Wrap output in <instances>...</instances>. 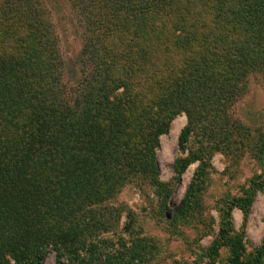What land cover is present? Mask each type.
Wrapping results in <instances>:
<instances>
[{
  "label": "rangeland",
  "instance_id": "rangeland-1",
  "mask_svg": "<svg viewBox=\"0 0 264 264\" xmlns=\"http://www.w3.org/2000/svg\"><path fill=\"white\" fill-rule=\"evenodd\" d=\"M40 1L46 8L42 18L50 28V35L45 37L34 33L37 17L18 13L11 0H0V55L12 59L8 66L0 68V92L7 89L15 94L4 92L8 93L5 100L19 95L18 104L26 114L35 109L42 111L50 103L61 106L63 95L74 102L75 93L89 85L90 71H96L100 60L97 47H105L104 32L91 27L98 26V15L84 11L73 0ZM258 1L234 0L238 25L234 41H239L237 37L243 42L252 41L256 29L245 25L251 24L250 14L251 21L260 18L255 10ZM183 3L182 29L201 20L207 23L211 18L199 0ZM227 35L221 40H228ZM89 39L93 40L92 48L86 51ZM194 43L195 46H186L189 58L196 55L198 42ZM145 52L143 60L148 65L142 64L143 70L133 67L131 72L130 82L135 88L142 83L147 87L156 80L160 60L166 55L163 48L154 45ZM51 57L50 63L57 69L55 75L60 74L53 86L47 84L48 65L44 67V61H51ZM170 57L173 58L171 54ZM126 69L121 72L125 74ZM246 82L245 88L228 85L227 90L187 83L194 97V113L189 116L180 111L170 119L167 129L158 136V145L140 158L142 163L132 161L136 170L130 179L123 168L107 164L108 177L122 183L111 195L102 196V186L90 179L95 159L83 161L82 173L74 166L68 167L69 161L57 165L56 160H63L68 152L60 140L50 135L28 138L16 147L6 144L7 148L0 149V157L28 164L35 177H42L38 185L45 190L37 198L36 218L30 223L20 221L24 231L13 238L33 248L38 264H228L230 241L239 236L242 262L248 264L264 244V70L253 72ZM22 85L38 88L34 97H25ZM177 86L183 91V82ZM211 91L218 92L215 97L220 99L207 98ZM106 94L105 90L94 94V131L88 145L97 148L107 143L110 149L105 150L112 155V151L120 152L119 132L126 135L130 129L133 135L136 124L150 115L116 106L113 93L109 101ZM2 101L0 123L7 116V111H2L6 108ZM153 117L162 120L160 114ZM125 153L121 154L123 160ZM67 159L75 161L73 155ZM61 174L66 177L57 179ZM0 178H4L1 165ZM253 185L247 214L236 203L227 202L245 195ZM223 209L229 211L228 224L222 221ZM215 244L218 254L214 259L211 250ZM8 248L0 252V258ZM20 256L6 253L0 264H33V260Z\"/></svg>",
  "mask_w": 264,
  "mask_h": 264
},
{
  "label": "trees",
  "instance_id": "trees-1",
  "mask_svg": "<svg viewBox=\"0 0 264 264\" xmlns=\"http://www.w3.org/2000/svg\"><path fill=\"white\" fill-rule=\"evenodd\" d=\"M73 1L84 11L98 15L96 20L99 27L92 26L90 23L88 25L103 31L105 35L102 39L105 47H97L100 51H98L100 60L96 71L94 73H92L93 70L90 71L87 78L90 80L89 85L81 93L79 90L75 93L74 102H70L63 95L61 106L57 104L54 106L50 103L42 111L35 109L30 114H26L24 108L18 104L19 95H16V99L5 100L4 95H8L10 91L3 88L4 90L0 92V99L3 100L1 105L6 107L2 111L3 113L7 111V116H5V122L0 123V149L7 148L6 144L16 147L26 142L28 138L37 137L40 134L50 135L53 139L60 140L68 152L63 160H56L57 165L69 161V164L65 165L74 166L76 170H79L78 173H82L85 165L83 161L95 159V171L89 176L90 179L94 178L99 186H102V196L117 192L122 185L120 181L113 179L112 176L109 178L105 173L107 164L123 168L126 173L125 177L130 179L131 173L136 170L132 161L142 163L140 158L144 153L147 154L153 146L158 145V136L167 129L170 119L180 111L187 112L189 116L194 113L196 109L192 105L194 97L191 96V89L187 83L198 88L205 87L202 86L203 84L211 88L218 86L223 90H227L228 85L245 88L249 75L264 70V0H259L255 8L260 18L251 21L253 14H250L248 21L251 24L245 25L246 28L256 29L258 32L254 31L252 41L244 42L240 37H237L238 42L233 40L238 35L234 0H199L201 6L210 11L211 18L207 23L201 20L188 24L184 29L180 24L183 20L180 13L185 16L183 0ZM11 2L15 4V11L18 13H29L38 18L34 33L43 34L39 37L50 35V28L42 18V15L46 13V8L40 0H11ZM227 33L229 39L221 40ZM107 38L110 39L106 44ZM92 41L88 40L86 51L92 48ZM194 42H198L196 44L198 48H195L196 55L189 58L186 46H195ZM149 45L163 48L166 55L160 60L161 68H158L154 76L156 80L152 84L145 85L147 87H144L142 83L135 88L130 82L133 78L131 72L134 70L133 67L143 70L142 64L148 65L143 60V55ZM105 48H108V51ZM87 55L90 57V54ZM0 56V68L8 66L12 59ZM131 58L133 65L131 63L130 66ZM50 62H52V57L51 61H44V67L48 65L46 68V75L49 78L47 84L51 83L53 86L60 74L55 75L56 65L53 67L54 63L51 65ZM125 68L128 69L124 74L121 71ZM182 82L184 83V87L181 88L183 91H179L177 85ZM120 86L123 87L122 90L119 89ZM21 90L23 94H26L25 97H34L38 88L32 85H26L23 88L22 85ZM103 90L107 93L108 101L113 93L112 102L116 106L133 108L138 110V114L149 112L147 115H150L149 118H143L140 120L141 123L136 124L133 135L130 129H127L126 135L119 132L117 142L121 147L120 152L113 154L114 151H112V155L105 150L110 149L107 143L97 148L96 146L89 148L88 145L90 135L94 131L93 114H91L94 94ZM4 92L8 93L4 94ZM211 93L212 95L206 97L211 100L220 99L215 97L218 92L211 91ZM156 114L162 115V120H156L153 117ZM123 153L126 155L124 160L121 155ZM71 155L74 156L75 161L67 159ZM12 160L10 158L11 162H7L0 157L4 176L3 179L0 178V215H2L0 217V252L9 247L1 258L6 253L17 258L23 255L30 261L33 260V264H38V260H35L37 258L32 253L33 248L28 247L27 242L22 245L17 243L13 236L24 231L23 226L20 227L18 224L20 221L26 219L27 223H30L36 218L34 215L38 209L37 198L42 191H45L41 187L43 185H38L42 177L38 174L35 177L33 169L28 164L17 159ZM107 161L109 162L106 163ZM64 169L66 170V166ZM65 175L61 174L56 178L63 180ZM46 180L45 177V183ZM117 183H119L118 186ZM253 194L254 185L246 190L245 195L234 196L227 202L230 205L236 203L247 214ZM222 212V221L225 220V224H228L229 211L225 212L223 209ZM230 249L228 264H243L242 243L239 236L230 241ZM211 253L214 254L215 259L218 254L216 244ZM263 262L264 244L248 264H263Z\"/></svg>",
  "mask_w": 264,
  "mask_h": 264
}]
</instances>
